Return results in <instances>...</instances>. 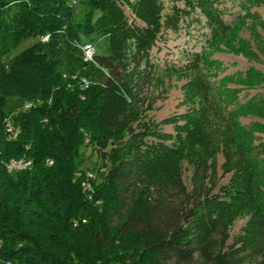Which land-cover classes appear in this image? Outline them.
Instances as JSON below:
<instances>
[{"label": "trees", "instance_id": "trees-1", "mask_svg": "<svg viewBox=\"0 0 264 264\" xmlns=\"http://www.w3.org/2000/svg\"><path fill=\"white\" fill-rule=\"evenodd\" d=\"M197 3L210 25L227 30L216 6ZM146 6L147 17L137 15L159 19ZM94 7L101 12L96 21L80 23L66 0H0V264H195L188 232L198 226L212 187L199 182L189 188L181 162L197 163L202 176L208 154L218 163L222 152L224 170L233 174L221 191L251 195L253 134L232 121L216 139L204 132L207 117L200 115L172 145L147 140L118 85L117 62L127 57L124 43L132 29L117 0H97ZM166 24L177 25L172 16ZM93 32L108 36L110 53L96 60L110 74L82 86L87 64L76 44L81 33ZM46 34L47 43L6 60L24 38ZM149 45L133 58L147 56ZM196 61L190 69L199 67ZM11 98L25 104L9 116ZM257 104L251 100L245 108ZM89 144L99 153L110 147L113 163L95 191L85 188L78 166ZM20 159L32 163L9 168Z\"/></svg>", "mask_w": 264, "mask_h": 264}, {"label": "rangeland", "instance_id": "rangeland-1", "mask_svg": "<svg viewBox=\"0 0 264 264\" xmlns=\"http://www.w3.org/2000/svg\"><path fill=\"white\" fill-rule=\"evenodd\" d=\"M145 1L152 6L150 15L159 13L156 21L137 15L136 12L147 17L150 6L143 0H117L127 27L132 29L124 43L127 57L117 62L123 77L118 85L129 108L138 116L137 131L147 134L146 139L152 143L172 145L194 118L204 115L207 122L203 130L216 139L232 121L253 134L255 155L249 163L256 175L250 179L254 183L251 195L237 194L233 188L221 191L233 174L225 172L227 158L222 152L217 155L218 163L208 154L204 161L207 172L202 176L197 163L189 158L181 162L183 181L189 188L199 182L212 187L210 202L198 226L188 232L195 264H264V102L259 103L264 98V0H206L219 9L226 31L222 25L217 29L210 25L199 0H194V7L189 6V0ZM66 2L76 22L89 19L94 23L100 16V10L94 7L97 0ZM170 16L175 18L176 26L166 24ZM81 34L82 42L77 46L92 43L96 56L110 53L107 35ZM50 36L24 38L6 55V60L35 43H47ZM145 44H151L147 56L135 60L134 53ZM196 57L199 67L190 69ZM83 60L87 65L86 75L79 79L82 86L99 83L110 74V69L96 59ZM59 70L66 78L65 69ZM251 100L258 103L257 107L246 109ZM23 103L11 98L8 115L15 114ZM29 107L31 104H26L25 108ZM109 155L110 147L99 153L93 144L85 146L78 159L85 188L95 191V186L105 179L113 164ZM12 161L15 170H21L27 167L24 161L29 160Z\"/></svg>", "mask_w": 264, "mask_h": 264}, {"label": "built area", "instance_id": "built-area-1", "mask_svg": "<svg viewBox=\"0 0 264 264\" xmlns=\"http://www.w3.org/2000/svg\"><path fill=\"white\" fill-rule=\"evenodd\" d=\"M78 46H79V48L82 52V56L85 60L92 61V60L96 59L94 45H93V47H84V44H79ZM83 86H85V84H83ZM7 123H8V126L10 127L11 126V120H8ZM23 165H28V163L23 164Z\"/></svg>", "mask_w": 264, "mask_h": 264}, {"label": "bare ground", "instance_id": "bare-ground-1", "mask_svg": "<svg viewBox=\"0 0 264 264\" xmlns=\"http://www.w3.org/2000/svg\"><path fill=\"white\" fill-rule=\"evenodd\" d=\"M84 47H93V44H92V43H85V44H84ZM10 128H11V126H10ZM13 162H14V161H11V163L9 164L10 168L14 167V166H13V164H14ZM24 163H25V164L28 163L27 166H29V165H31L32 161H31V160H29V161H24ZM17 164H18V163H17ZM19 167H20V166H19ZM19 167H18V168H19ZM14 169H17V168L14 167Z\"/></svg>", "mask_w": 264, "mask_h": 264}]
</instances>
